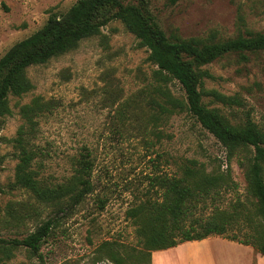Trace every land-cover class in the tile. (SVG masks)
Masks as SVG:
<instances>
[{
	"label": "rangeland",
	"instance_id": "rangeland-1",
	"mask_svg": "<svg viewBox=\"0 0 264 264\" xmlns=\"http://www.w3.org/2000/svg\"><path fill=\"white\" fill-rule=\"evenodd\" d=\"M76 0H0V57L47 20ZM147 8L169 38L227 39L248 32L264 33V0H146ZM148 49L112 18L96 35L47 62L29 66L33 88L8 96L9 115L0 116V237L21 238L54 217L55 226L36 252L24 246L0 264H244L247 255L219 238L202 245L179 243L160 250L145 248L130 210L161 200L160 177L179 176L195 161L205 171L229 174L228 182L198 202L195 213L217 207L236 216L227 235L241 237V211L253 210L242 162L252 147L229 151L186 109L159 119L152 98L156 65ZM226 53L201 65V100L231 125L247 119L264 130V50ZM170 88L183 98L173 80ZM217 95L235 98L222 101ZM34 97L48 103L36 118L38 155L31 168L47 185L64 182L82 148L93 161V190L63 210L39 204L25 189L13 187L17 163L12 139L23 118L18 109ZM159 100V97H157ZM264 178V173H263ZM203 203V204H202ZM219 237V238H218ZM264 264V258L261 257Z\"/></svg>",
	"mask_w": 264,
	"mask_h": 264
},
{
	"label": "trees",
	"instance_id": "trees-1",
	"mask_svg": "<svg viewBox=\"0 0 264 264\" xmlns=\"http://www.w3.org/2000/svg\"><path fill=\"white\" fill-rule=\"evenodd\" d=\"M112 18L119 19L139 39L140 44L148 49V59L156 65L151 74V85L159 100L157 97L151 99L158 108V113L151 117L152 121L159 119L160 114L169 116L186 109L229 151L252 147V155L247 156L242 165L249 191L255 197V206L251 211H241L237 217L242 222L240 228L244 229L241 237L226 234L228 224L236 216L225 215L217 207L207 215L195 213L198 202L204 200L210 191L227 184L229 174L205 171L189 160L190 164L183 165L179 176L157 180L162 187L161 200L146 201L130 210L143 246L160 250L185 241L220 235L248 245L264 256V130L250 119L237 126L231 125L215 108L206 107L201 100V85L202 77L210 75L199 69L226 53L237 52L246 59L245 52L264 50L263 32H248L218 40L169 38L154 20L146 0H76L63 13L51 12L40 28L15 42L0 57V116L11 113L9 95L21 96L33 88L26 74L29 66L43 64L75 48L82 39L98 34ZM173 80L177 81L183 98L171 90L169 85ZM217 97L222 101H236L222 95ZM48 106L40 97H34L18 109L24 121L12 139L17 149V163L10 185L28 191L38 205L63 210L80 203L93 190V161L84 147L64 182L47 185L36 178L31 168L38 155L34 141L35 118ZM2 190L0 187V192ZM53 226L55 221L51 217L21 238L0 237V261L9 258L17 246L36 252Z\"/></svg>",
	"mask_w": 264,
	"mask_h": 264
},
{
	"label": "crops",
	"instance_id": "crops-1",
	"mask_svg": "<svg viewBox=\"0 0 264 264\" xmlns=\"http://www.w3.org/2000/svg\"><path fill=\"white\" fill-rule=\"evenodd\" d=\"M211 238H213L212 236H208L204 239L201 240H191V241H185V243L187 244H196V245H202L204 243H206L208 240H210ZM219 238V237H218ZM221 241L234 246L235 248L239 249V250H244L246 252L247 255V260L244 261V264H262L261 262V257L264 258V256H262L260 253L256 252L255 250H253L250 246L248 245H244V244H240L237 243L235 241H231V240H224L219 238Z\"/></svg>",
	"mask_w": 264,
	"mask_h": 264
}]
</instances>
